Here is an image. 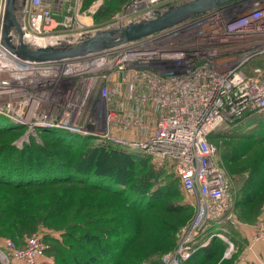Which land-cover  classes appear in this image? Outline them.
I'll return each instance as SVG.
<instances>
[{
  "label": "built area",
  "instance_id": "1",
  "mask_svg": "<svg viewBox=\"0 0 264 264\" xmlns=\"http://www.w3.org/2000/svg\"><path fill=\"white\" fill-rule=\"evenodd\" d=\"M82 1L28 0V30L45 38L87 29L79 15ZM177 2L131 0L112 21L126 25ZM247 112H264V0L232 1L73 59L25 62L0 43V115L24 128L17 148L50 129L94 136L97 143L146 152L194 198V217L179 230L177 246L162 264H184L212 237L227 240L217 229L232 220L236 197L209 139ZM262 240L264 216L253 235V242ZM48 249L42 235L21 242L0 238V263L42 264Z\"/></svg>",
  "mask_w": 264,
  "mask_h": 264
},
{
  "label": "trees",
  "instance_id": "2",
  "mask_svg": "<svg viewBox=\"0 0 264 264\" xmlns=\"http://www.w3.org/2000/svg\"><path fill=\"white\" fill-rule=\"evenodd\" d=\"M94 1L83 0L81 9L86 10ZM130 1L102 0L94 19H106ZM186 1L190 0H180L159 11ZM5 125L0 126V238L18 241L33 236L39 226L62 231L61 239L52 234L46 237L55 264H146L148 257L176 247L177 231L195 212L192 215L189 204L180 203L179 178L172 172L155 170L149 155L94 143L91 137L67 141L63 133L47 132L40 134L41 143L32 139L18 149L13 142L25 133L24 128ZM209 140L216 145L222 141L248 142L229 144L236 156L229 157V173L237 182V187L233 185L237 208L250 205L257 213L264 199V157L260 163L256 157L249 164L235 159L242 152L250 154L253 141L264 143V112H247L227 122ZM244 171L249 173L248 178H240ZM165 195L172 196L168 204L164 203ZM151 209L156 213L146 215ZM160 211L175 219H168ZM134 213L144 217L142 223L159 226L149 238L151 248L138 256L130 249L145 227L134 220ZM247 215L251 214L241 216V220L250 218ZM145 230L152 231L148 227ZM211 230L200 241L209 237ZM217 230L235 245L239 243L229 222ZM228 246L223 239L212 237L184 264H236V253L224 258Z\"/></svg>",
  "mask_w": 264,
  "mask_h": 264
},
{
  "label": "water",
  "instance_id": "3",
  "mask_svg": "<svg viewBox=\"0 0 264 264\" xmlns=\"http://www.w3.org/2000/svg\"><path fill=\"white\" fill-rule=\"evenodd\" d=\"M237 0H190L168 7L157 16L139 17L118 28L96 29L75 41L62 39L46 44L45 38H29L24 27L28 0H5L0 43L16 58L32 63H48L105 51L172 28L191 17ZM232 247L233 245L230 244Z\"/></svg>",
  "mask_w": 264,
  "mask_h": 264
},
{
  "label": "rangeland",
  "instance_id": "4",
  "mask_svg": "<svg viewBox=\"0 0 264 264\" xmlns=\"http://www.w3.org/2000/svg\"><path fill=\"white\" fill-rule=\"evenodd\" d=\"M98 1L99 0H95L86 10H84V11L82 9L80 10V14L79 15H80L81 20L84 22L85 25L89 26L87 29L82 30L80 32H75V33L74 32H58V33H55V34H53L51 36L45 37V39L47 40L46 44H50L51 41L62 40V39H70V40H74L75 41L77 38H79V36H77V35H81L82 34L81 36H84L86 34H90V33L94 32V30H96V29H99V30L102 29L103 30V29H108V28L122 27L124 25L125 21H123V20H118L116 22L112 21V16L114 14L112 16L106 18V19L105 18H100L101 20L100 19L99 20L94 19L96 14L99 12V9H100L101 6L99 7V9L97 10V12L95 14H92V12H90V8L96 6L98 4ZM4 3H5V0H0V15L1 16L3 15L2 11H3V8H4ZM82 3H83V1H82ZM146 15L150 16V14L146 13V14H142L141 17H144ZM22 17H23V21L21 20V22H23L24 27L26 28L25 31H26L28 37L29 38L30 37L31 38L36 37L34 34L30 33V31L27 28V14L25 13V16L22 15ZM1 22H2V19H1ZM4 123L6 124L5 126H7V127L8 126L9 127L17 126V124L14 121H12V120L0 115V126L3 125ZM60 133L65 134V139L67 141L76 140V142H79L80 139H81L78 136L75 137V135H71L69 133H65V132H60ZM35 141L38 142V143H41V138L39 137V139L35 140ZM234 142H235V140L231 141V142L222 141L221 143H219L217 145L216 162L224 170V172H225L226 176L228 177V179H230V180L232 179V181H233L232 185H234V187H237V182H235L234 179L231 178L232 175L229 173V168H230V164H231L230 162H228V161H230L229 157H231V156L232 157H236V156L233 155L232 152H230L232 150V146L229 145V144H235L236 145V143H237V145H239V144L247 145L248 142H242V143H239L237 141L235 143ZM94 143H97V142H94ZM253 143L255 144V146L253 147V150L250 151V154H249V152H245V153L242 152V154H240L235 160L239 159L238 161L241 164H249L250 162L253 163L254 162L253 160L257 157V158H260V161L258 162V163H260L263 160L262 157H264V143H263V141H261V143H263V144L256 143L254 141H253ZM128 151H130L131 154L132 153L133 154H138L137 152H139V151L133 152V151H135L134 149H132V150L130 149ZM142 154H145V155L148 156V154H146V153L142 152ZM149 158L151 160L150 163L153 165L155 170L163 171V169L157 168L155 166L152 157L149 156ZM168 172H170V171H168ZM240 175H241L240 178H248L249 177V173L245 172V171L242 172ZM178 183L181 186V187L179 186V188H180L179 192L181 194L180 203H181L182 206L189 204V206L192 209L191 214L193 215L194 212H195V206H194L195 200H194V198H192V197H190V196H188L186 194L184 188L182 187L181 182L179 181ZM170 200H173L172 196L165 195L164 203L168 204ZM263 200L264 199H262L260 201L261 205L259 206V211H257V213L253 210L252 206H250V205H248L246 207H238V208H237L236 205H234V207H233V218L229 222V228L233 230V234L236 237L238 235L240 238L238 237L236 239L237 241L239 240V243L237 242L236 245L233 242L230 241L235 248L233 246L231 247L230 244H229L230 242H227L225 240L227 242V244H229V246H228V249L226 250V252L224 254V258H226V256H229L230 252H231V256H233L234 250H237L238 252H236V255L234 256V258L236 260L235 261L236 264H238V263L242 262L244 259H246V258H240V257L241 256L242 257L245 256V254H244L245 250L250 245L249 244L250 242H249L248 238L245 239V238H243V236L240 235L238 229H240V230L242 229L241 227H243V226L241 224L249 225L250 228H253V235H254V233H255V231L257 229L258 223L261 221V219L264 216V201ZM180 203H178V204H180ZM166 206H168V205H165V207ZM240 210H242V211H240ZM160 212L163 214V216L168 215V214L163 213L162 211H160ZM154 213H156V210L155 209H151V211L149 213H147L146 215H152ZM246 214H251V215H247L250 218H245L244 220H241V216H245ZM253 214H255L256 217L255 216L253 217ZM133 216H134V220H136V221L140 220V224H141L140 226H144L145 228L148 227L149 230H152V231L149 232V231L145 230V228H143L144 231H143L141 237L138 240H135L136 243L133 245L132 250L130 249V251L135 253V256H138V255L142 254L143 252H145L147 247H148V250L151 248L149 243L152 240H150L149 238L152 237V234H154L153 232L159 226L156 223L153 224V225H151L150 223H147V224L142 223V219L144 217H142L141 214L138 215V214L134 213ZM168 216H169V217H167L168 219H175V217H173L172 215H168ZM179 230L177 231V233L179 232ZM177 233H176V237H177ZM48 234H52L53 236H55V235L58 236L59 235L60 239H61L62 231L52 230V229H48V228H46L44 226H39L37 228V230L32 235L33 236L34 235H42L44 237V239L46 240V237H47ZM252 240H253V237H252ZM46 242H47V244L49 246V249L47 250L46 258L44 259L42 264H55V258H52L50 256L49 252H48V251H50V248H51L50 245H49V242L47 240H46ZM262 242H264V240L259 241L258 243H262ZM174 249H172L170 251H173ZM170 251H168V252H170ZM168 252H166L165 254H167ZM165 254L159 255V256H154L153 255L152 257H148L146 264H162L160 259ZM229 258H231V257H229ZM243 264H264V256H263V258H256V259H253L252 261H247V263H245L243 261Z\"/></svg>",
  "mask_w": 264,
  "mask_h": 264
},
{
  "label": "crops",
  "instance_id": "5",
  "mask_svg": "<svg viewBox=\"0 0 264 264\" xmlns=\"http://www.w3.org/2000/svg\"><path fill=\"white\" fill-rule=\"evenodd\" d=\"M48 1V0H47ZM56 5H57V3H56V1H54L53 2V8H56ZM16 142V141H15ZM15 142L13 143L14 145H15ZM19 149V148H18ZM243 227H241L242 229L240 230V229H238L239 230V233H240V235L241 236H243V238H248L249 239V246L247 247V249L245 250V256L244 257H240V258H246V259H244L243 261L245 262V263H247V261H252L253 259H256V258H263V256H264V242H262V243H258V242H256V243H254L253 242V240H252V237H253V228H250V226L249 225H244V224H241ZM55 238H57V239H60V236L58 235V236H54ZM239 237V236H238ZM237 237V238H238ZM25 238H27V237H24V238H22V239H20V240H18V242H21L22 240H24ZM44 238V237H43ZM240 238V237H239ZM46 241V240H45ZM225 241V240H224ZM227 242H230L228 239L226 240ZM229 244H232L231 242L229 243ZM228 244V245H229ZM233 245V244H232ZM234 247V246H233ZM235 248V247H234ZM237 252V250H234V252L233 253H236ZM226 256V255H225ZM229 257H231V252H230V254H229V256H226V258H229ZM53 258V257H52ZM243 261L242 262H240V263H238V264H243Z\"/></svg>",
  "mask_w": 264,
  "mask_h": 264
},
{
  "label": "bare ground",
  "instance_id": "6",
  "mask_svg": "<svg viewBox=\"0 0 264 264\" xmlns=\"http://www.w3.org/2000/svg\"><path fill=\"white\" fill-rule=\"evenodd\" d=\"M9 127V126H8ZM17 128V127H16ZM47 132H49V133H60V132H63V131H61V130H57V131H54L53 132V129H50L49 131H47ZM70 134V133H69ZM71 135H74V134H71ZM76 136V135H75ZM81 137H91L92 138V140H94V139H96V137H94V136H81ZM130 150V149H129ZM132 150V149H131ZM135 151H139V152H142V150H140V149H135ZM146 153V152H145ZM164 170V169H163ZM165 171H169V170H165ZM225 226V225H224Z\"/></svg>",
  "mask_w": 264,
  "mask_h": 264
}]
</instances>
